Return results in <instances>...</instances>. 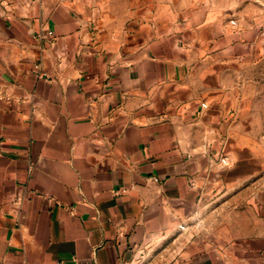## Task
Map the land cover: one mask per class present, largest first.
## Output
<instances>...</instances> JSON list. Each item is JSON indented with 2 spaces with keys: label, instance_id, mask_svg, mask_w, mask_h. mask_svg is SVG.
<instances>
[{
  "label": "crops",
  "instance_id": "crops-1",
  "mask_svg": "<svg viewBox=\"0 0 264 264\" xmlns=\"http://www.w3.org/2000/svg\"><path fill=\"white\" fill-rule=\"evenodd\" d=\"M210 26L197 0H0V264H264L260 133Z\"/></svg>",
  "mask_w": 264,
  "mask_h": 264
},
{
  "label": "rangeland",
  "instance_id": "rangeland-1",
  "mask_svg": "<svg viewBox=\"0 0 264 264\" xmlns=\"http://www.w3.org/2000/svg\"><path fill=\"white\" fill-rule=\"evenodd\" d=\"M206 6L212 26L209 36L212 42V54L221 49L226 54H241L238 68L241 70L244 90L241 98L244 101L246 117L250 119L246 127L257 142L260 133V170L253 171L256 160L252 163V155L246 156L243 165L245 177L255 174L259 177L260 187L264 186V0H197ZM230 65L236 63L228 60ZM254 119V120H253ZM258 153V152H257ZM255 164V165H253ZM252 189V188H251ZM191 236V237H190ZM197 241L204 244L211 239L204 226L191 235L186 233L185 244Z\"/></svg>",
  "mask_w": 264,
  "mask_h": 264
},
{
  "label": "built area",
  "instance_id": "built-area-1",
  "mask_svg": "<svg viewBox=\"0 0 264 264\" xmlns=\"http://www.w3.org/2000/svg\"><path fill=\"white\" fill-rule=\"evenodd\" d=\"M141 264H157V263H152V262H150V263H141Z\"/></svg>",
  "mask_w": 264,
  "mask_h": 264
}]
</instances>
